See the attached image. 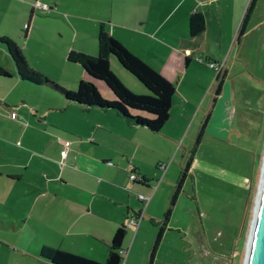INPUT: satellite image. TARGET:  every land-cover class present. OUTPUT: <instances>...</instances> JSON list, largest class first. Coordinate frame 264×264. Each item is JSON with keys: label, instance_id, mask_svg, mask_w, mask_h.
Returning a JSON list of instances; mask_svg holds the SVG:
<instances>
[{"label": "crops", "instance_id": "obj_1", "mask_svg": "<svg viewBox=\"0 0 264 264\" xmlns=\"http://www.w3.org/2000/svg\"><path fill=\"white\" fill-rule=\"evenodd\" d=\"M197 10L205 24L207 8L197 0H0V35L16 43L29 67L65 87L89 78L67 54L95 55L99 29L174 84L168 115L151 130L113 108L86 106L20 78L0 51L8 71L0 75V264H55L38 254L40 244L102 262L115 228L138 211L137 225H124L119 264H184L191 226L181 224L176 204L184 193L198 206L194 171L210 164L194 150L202 135L226 137L230 128V116L215 110L222 78L213 87L209 66L192 60L196 34L189 33L188 16ZM132 83L135 92L146 91ZM95 84L113 97L103 81ZM160 160L167 161L163 171ZM191 211L187 206L188 217Z\"/></svg>", "mask_w": 264, "mask_h": 264}, {"label": "rangeland", "instance_id": "obj_2", "mask_svg": "<svg viewBox=\"0 0 264 264\" xmlns=\"http://www.w3.org/2000/svg\"><path fill=\"white\" fill-rule=\"evenodd\" d=\"M209 1L197 0L207 14L205 33L195 36V56L201 60L194 55L192 60L204 66L206 60L222 61L216 76L207 68L213 87L219 76L224 83L215 110L230 116V128L226 137H200L194 155L210 164L194 171L198 206L182 193L176 210L181 224L191 226L183 237L184 264H242L264 151V0ZM110 59V67L134 91L132 82L139 81Z\"/></svg>", "mask_w": 264, "mask_h": 264}, {"label": "trees", "instance_id": "obj_3", "mask_svg": "<svg viewBox=\"0 0 264 264\" xmlns=\"http://www.w3.org/2000/svg\"><path fill=\"white\" fill-rule=\"evenodd\" d=\"M202 16L198 11L188 16V30L190 35H195L202 30ZM0 43L3 44L10 57L16 74L27 81L43 84L60 93L65 99L73 100L80 104L90 106L113 108L127 121L141 124L151 130L158 129L168 115L174 84L157 70L152 68L137 55L129 51L118 39L104 29H99L96 34L97 52L95 55L85 53H68L67 57L80 63L89 78H79L76 88L70 89L49 78L46 74L29 67L16 43L10 38L0 35ZM111 56L131 73L146 88L145 92H135L129 89L112 71L109 65ZM199 61V60H198ZM0 75H8L7 69L0 64ZM95 80L103 81L112 98L102 96L96 87ZM201 128L195 138L198 141ZM181 174L178 176L176 186L179 184ZM175 189L170 196L172 202ZM169 206L166 208L163 218L167 215ZM124 225L116 227L108 242V251L105 259L101 262L91 257L84 256L58 247L40 244L38 254L55 264H119L121 255L118 252L120 242L124 235ZM159 235L156 232L151 247L150 256L154 244Z\"/></svg>", "mask_w": 264, "mask_h": 264}, {"label": "water", "instance_id": "obj_4", "mask_svg": "<svg viewBox=\"0 0 264 264\" xmlns=\"http://www.w3.org/2000/svg\"><path fill=\"white\" fill-rule=\"evenodd\" d=\"M242 264H264V151Z\"/></svg>", "mask_w": 264, "mask_h": 264}, {"label": "built area", "instance_id": "obj_5", "mask_svg": "<svg viewBox=\"0 0 264 264\" xmlns=\"http://www.w3.org/2000/svg\"><path fill=\"white\" fill-rule=\"evenodd\" d=\"M35 4H36L38 7H40L41 9H47L46 4L43 3V2L35 1ZM195 58H196L197 60H201V58H200L199 56H195ZM205 63H206L208 66L214 68V75H215V76L218 75L219 72H220L221 69H222V61H219V60H206ZM10 115H11V116H15V111H11V112H10ZM66 148H67V144H66L65 141H63V146H62V148H61V150H60V154H61L62 156L65 155V153H66ZM108 162H110V161H108ZM166 165H167V161H165V160H160V161H158V163H157V166L160 168L161 171H163V170L165 169ZM127 176H128L129 178H134V177H136V174L134 173V171H130V172H128V175H127ZM136 196H137V198H139V199H141V200H143V201H145V200L148 198V195L142 194L141 192H136ZM139 217H140V211H138V212H134V213L130 214V215L126 218L124 225H126V226H136V225H137V222H138V220H139ZM122 251H123L122 248H119V249H118V252H119V253L122 252Z\"/></svg>", "mask_w": 264, "mask_h": 264}]
</instances>
